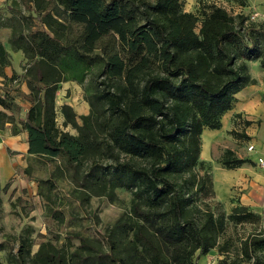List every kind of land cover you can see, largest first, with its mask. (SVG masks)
Returning <instances> with one entry per match:
<instances>
[{"label":"trees","instance_id":"1","mask_svg":"<svg viewBox=\"0 0 264 264\" xmlns=\"http://www.w3.org/2000/svg\"><path fill=\"white\" fill-rule=\"evenodd\" d=\"M61 1L69 20L83 26V52H94L96 43L112 34L123 53L104 52L105 79L121 85L117 84V92H102L100 99L108 103L114 122L113 143L146 162L145 166H118L121 183L136 187L137 195H145L151 210L148 214L154 218V233L146 235L141 227L139 240L144 241L152 264H196L197 252L206 255L215 248L224 224L211 212L191 205L178 190L174 176L191 172L198 162L203 129L220 130L221 118L233 109L236 95L254 82L247 62L259 60L264 69V56L253 36L254 32L264 35V26L256 30L244 27L245 18L239 17L237 23L222 7L214 6L197 33L194 15L182 12L179 0ZM49 27L53 31L51 24ZM30 46L32 59L35 55L53 59L67 50L60 36L51 37L45 31L34 32ZM14 48L28 53L23 46ZM36 63L35 79L41 87L29 85L36 93L44 92V97H38L22 121L29 134V153L46 160L65 156L71 165L95 140L71 137L57 128L55 93L50 87L61 81L56 75L59 69L45 61ZM40 64L49 70L43 71ZM10 65V54L0 43V76L5 77L4 69ZM55 66L57 71L51 69ZM12 104L7 96H0V105L9 108ZM62 114L64 126L71 125V107L64 105ZM10 120L13 118L0 112V127ZM220 163L236 169L246 160L227 150ZM4 246L0 243V250ZM162 246L167 247L166 253ZM244 251L250 264H264L257 254L264 251V236L251 238ZM28 256L22 241L8 258L13 264H27ZM0 264L4 263L0 260Z\"/></svg>","mask_w":264,"mask_h":264},{"label":"rangeland","instance_id":"2","mask_svg":"<svg viewBox=\"0 0 264 264\" xmlns=\"http://www.w3.org/2000/svg\"><path fill=\"white\" fill-rule=\"evenodd\" d=\"M247 1L179 0L181 11L194 15L197 33L214 6L222 7L237 23L239 17L245 18L244 27L256 30L264 26L258 12L253 8L246 10ZM69 19V11L61 0H5L0 8V43L10 54V66L16 54L22 56L17 67L19 74L13 71L7 80L10 92L26 100L21 105H12L21 111L35 104L39 96L44 97V92L32 91L29 83L41 87L35 79L37 60L54 64L59 70L56 66L51 69L57 71L61 80L50 87L55 93L57 128L71 137L95 140L71 165L65 156L43 158L37 170L32 164L28 175L41 183L37 207L33 200L21 198L7 203L1 197L0 242L5 244V250H0V260L13 264L8 258L10 250L16 252L24 241L29 251L27 264H152L151 254L137 232L144 227L146 235L154 233V218L148 214L151 210L145 195L139 196L136 187L126 188L121 183L122 173L118 168L123 163L145 166L146 162L127 155L120 145L113 143L110 132L114 122L108 103L100 99L102 92L108 89L117 92V84L121 85L117 80L105 79L104 52L123 53L112 34L103 36L94 52H83L80 39L83 26ZM36 31L60 36L67 47L65 54H56L53 59L35 55L32 59L30 39ZM253 36L257 39L258 52L264 56V35L254 32ZM14 46H23L28 53L17 51ZM101 74L103 77H99ZM103 81L105 85H100ZM70 103L73 123L64 126L62 108ZM206 130L210 129L204 128L200 136L196 165L188 174L174 176L178 190L191 205L202 212H211L217 222L224 224L215 248L206 255L197 252L194 260L196 264H250L245 244L251 238L264 236V170L257 162L259 148L239 129L221 128L213 132L211 160L202 161ZM251 144L256 146L255 152L248 151ZM227 150L238 152V157L246 163L236 169L222 166L220 159ZM259 175L263 177L258 179ZM122 180L127 182L126 177ZM254 190L262 191V195ZM162 248L166 253L167 247ZM257 254L264 262V251Z\"/></svg>","mask_w":264,"mask_h":264},{"label":"crops","instance_id":"3","mask_svg":"<svg viewBox=\"0 0 264 264\" xmlns=\"http://www.w3.org/2000/svg\"><path fill=\"white\" fill-rule=\"evenodd\" d=\"M4 1L0 0V8L3 6ZM246 4L249 6L246 7V10L253 8L254 11L260 14L259 19L264 21V0H248ZM21 61L22 56L16 54V60L13 59L12 66L4 70V75L7 79L11 77L13 71L19 74L17 67H19ZM247 66L254 82L236 95L233 109L227 112L222 120V128L239 129L237 131L244 132L251 137L259 148L257 154L258 162L260 158L264 159V69L261 67L259 60L249 61ZM5 77L0 76L1 98L4 99L7 96L15 105L23 104L22 100L26 99L10 92V81H5ZM25 92L24 94L26 95L27 91ZM30 107L31 105L29 104L28 108L23 107L19 111L14 106L5 108L0 105V112L13 118V120L6 122L0 127V199L3 198L4 202L15 199L20 200L21 198L28 200V202L33 200V202H36L35 205L37 207L40 199L39 190L41 183L37 179L30 178L28 172L33 168L32 164L36 165V170L37 164L42 166V159L29 153V134L27 130L22 128V121L25 119ZM217 131H205L201 150L202 161L211 160L210 151L214 143L213 132ZM251 145L254 146V150L251 152H255L256 146L254 144ZM236 154L240 156L238 152ZM259 167L264 170L260 165ZM262 175L264 176V174ZM263 176L259 175L258 179ZM254 191H256L255 194L258 192L262 195V191Z\"/></svg>","mask_w":264,"mask_h":264},{"label":"built area","instance_id":"4","mask_svg":"<svg viewBox=\"0 0 264 264\" xmlns=\"http://www.w3.org/2000/svg\"><path fill=\"white\" fill-rule=\"evenodd\" d=\"M253 150H254V146H253V145H250V146L248 147V151H253ZM258 163H259V165H260L262 168H264V159L260 158V159L258 160Z\"/></svg>","mask_w":264,"mask_h":264},{"label":"bare ground","instance_id":"5","mask_svg":"<svg viewBox=\"0 0 264 264\" xmlns=\"http://www.w3.org/2000/svg\"><path fill=\"white\" fill-rule=\"evenodd\" d=\"M214 131V130H213Z\"/></svg>","mask_w":264,"mask_h":264}]
</instances>
